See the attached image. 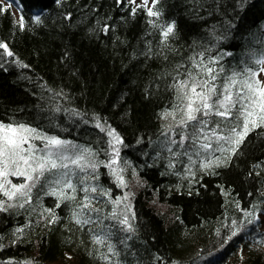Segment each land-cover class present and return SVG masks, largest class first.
<instances>
[{"label": "trees", "instance_id": "1", "mask_svg": "<svg viewBox=\"0 0 264 264\" xmlns=\"http://www.w3.org/2000/svg\"><path fill=\"white\" fill-rule=\"evenodd\" d=\"M9 1L15 10L0 0V43L12 52L0 48V121L23 122L91 148L98 164L93 185L110 195L116 187L104 164L107 130L113 131L133 185V231L103 220L112 211L110 200H93L100 212L90 215L103 225H77L75 202L57 208L58 197L41 183L23 208L0 211V264H110L101 259L107 248L94 245L89 231L109 226L120 253L111 261L119 264H264V226L247 214L264 212V128L250 132L231 159L204 169L206 160L224 161L230 153L210 150L195 164L185 163L174 157V144L164 142L161 118L176 102L171 85L177 73L184 78L188 70L199 71L193 59L217 72L223 67L220 83L248 65L258 69L264 0H152L148 6ZM149 8L160 15L149 16ZM167 24L174 25V35L164 47L161 28ZM212 59L218 63L208 64ZM90 180L78 188L91 187ZM83 195L78 190L77 200Z\"/></svg>", "mask_w": 264, "mask_h": 264}, {"label": "snow or ice", "instance_id": "2", "mask_svg": "<svg viewBox=\"0 0 264 264\" xmlns=\"http://www.w3.org/2000/svg\"><path fill=\"white\" fill-rule=\"evenodd\" d=\"M56 2L59 3V0ZM155 3L157 0H153L154 5ZM144 4H147V0H144ZM148 15L159 16L160 13L149 8ZM35 21L39 23L40 17L36 16ZM150 23L154 22L150 21ZM19 26L24 27L23 17L19 21ZM173 35V24H167L161 28L163 38L161 43L164 47L168 46L167 41ZM0 48L4 49L9 56L12 55L5 43H0ZM199 55L203 56V53ZM255 62L262 66L259 72H264V52H261L260 58ZM215 63H218L216 59L208 61V64ZM192 67L199 71L188 70L184 78H180L179 73L174 77L175 82L171 88L176 93V102L172 104L171 110H165L161 114V118L167 120L171 117L175 122L174 126L181 129L178 133L179 141L172 140L171 143H178L181 148H184L183 154L188 156L191 163H196L192 156H199L201 152L211 150L230 153L224 161L220 158L206 160L201 167L207 169L213 164L219 165L231 159V155L237 153L250 132L257 128H264V80L257 78L258 72L246 67L241 72L234 71L231 75L224 77L223 83L217 85L215 81L224 71L223 67L217 72L214 68L207 67L203 60L194 59ZM213 116L221 119L218 121L210 119ZM210 124L214 126L209 127ZM97 127L101 125L97 124ZM172 127L173 125H170L169 130ZM188 129L191 130L188 131ZM102 130L106 129L102 128ZM107 134L117 143L120 142L119 137L115 136L113 131L107 130ZM35 141H40L42 147H38ZM185 141H190V143L186 146ZM213 142L216 148L212 147ZM168 150L171 152L170 148ZM174 155H180V153H174ZM94 156L95 153L89 147L61 139L57 135H48L26 123L0 121V195L6 197L7 201H22L18 206L23 208L31 201L32 189L37 184L43 183L49 188L48 194L58 197L57 208L64 201L75 202L79 211L73 209L72 218L77 225H96L97 223L103 225V220H115L124 226L122 230L133 231L129 217L116 208L103 220L99 216L93 219L90 215L92 212H100L99 208L92 207L95 197L90 193H98L100 196L109 194L105 190H98V186L78 188L80 185H86L89 180L90 174L87 170L91 169L94 173L97 169L98 164ZM118 156L119 152L115 151V157ZM115 157L104 166L110 168V174L115 177L118 186L126 187L124 177L121 175L123 169L112 167L117 163ZM9 177H23L24 182L13 183ZM91 178H98V176ZM78 190L84 193L80 200H77L76 196ZM127 198V195L123 197L124 200ZM121 202V198L113 201L117 206ZM5 203V200H0V211L17 206L7 204L6 208ZM46 211L55 218L53 209ZM121 216L123 218H120ZM252 222V220L248 221L249 224ZM16 231L21 232L22 230L17 229ZM89 231L92 233L91 238L94 245L107 248V253H101V259L109 261L110 264H119L118 261H111V257H118L120 253L116 250L115 244L110 242L114 235L110 226L107 230L102 228L99 232L93 229ZM236 234V232L232 233L233 236Z\"/></svg>", "mask_w": 264, "mask_h": 264}, {"label": "rangeland", "instance_id": "3", "mask_svg": "<svg viewBox=\"0 0 264 264\" xmlns=\"http://www.w3.org/2000/svg\"><path fill=\"white\" fill-rule=\"evenodd\" d=\"M5 4H9L10 6L13 7V9L15 10V5L13 4V2L9 1V0H2ZM131 1V0H130ZM152 0H147V6L150 4ZM133 5H138V4H144V0H134V2H132ZM260 58V55L259 57ZM257 58V59H258ZM260 67H262L261 65H259L258 69L257 70H253V68L251 67V65H248V68H251L253 71H256L258 72V76L257 78L258 79H261V80H264V72H259V69ZM218 81V79H217ZM219 82V81H218ZM216 83V81H215ZM217 85H220L222 83H216ZM210 119H214V116L211 117ZM174 121L172 120L171 117H169L167 120L164 119V125H163V134H164V142H167V143H171L172 140H177L179 141L180 137L178 135V133L181 132V129L178 128V127H175L174 126ZM170 125H173V127L171 128V130H169V126ZM214 125H209V127H213ZM191 129H188V131H190ZM115 134V133H114ZM226 134V133H224ZM109 136V135H108ZM115 136H117L115 134ZM118 137V136H117ZM110 138V144H109V158H108V161L105 163L107 164L109 162V160L113 157H115V151H118L119 152V143L116 142L115 139H113V137L109 136ZM65 140H68V139H65ZM71 141V140H69ZM120 141V139H119ZM35 143L37 144L38 147H42V145L40 144V141H35ZM190 141H185V145L187 146V144H189ZM213 145H216L215 142H213ZM214 147V146H213ZM171 149L175 148L177 150L176 153H180V155H177L174 156V157H177L178 159L179 158H183L184 160H186L185 163H189V158L188 156H184V151L185 149L184 148H181L179 146V144H174L173 146L170 147ZM184 150V151H183ZM181 156V157H180ZM198 156H195L194 158V155L192 156V159H196ZM116 160H117V163L115 165H112V167H115L117 169H123V171L121 172V175L124 177V180H125V184H126V187H121V186H118V182L116 181L115 177L112 176L110 174V168L109 167H106L107 169V172L109 174V177L112 181H114V184H115V187H116V192L114 193V195H110L108 194V198L107 196H102V198L96 200L94 199V202L95 201H102V200H110V207L111 209L113 210L114 208H116L119 212H122V213H125L127 216H129L130 214V211L132 209V206H131V194H132V188H133V185L131 183H129L131 177L130 175L127 174V168L125 167V165L119 160V157H115ZM191 163V162H190ZM88 173L90 174V177H93V172L91 169L87 170ZM96 171V170H95ZM95 173V172H94ZM82 176L84 174H81ZM9 179L13 182V183H21V182H24V178L23 177H9ZM91 187H95L93 185V183L95 182V179L94 178H91ZM131 186V187H130ZM264 188V186H263ZM45 189H46V192L49 191V188L47 186H45ZM264 191V190H263ZM109 193V191H107ZM95 194L96 193H91L90 195L94 196L95 197ZM98 194V193H97ZM127 195V200H124L123 197ZM112 197H113V200H112ZM117 198H121L122 202L120 205H115L113 203V201ZM0 200H5L6 203H5V207L7 208V204H15L17 206H15L16 208L19 207L18 204L22 201H7V198L6 197H3L2 195H0ZM93 204V203H92ZM125 205H127V208H125ZM13 208V207H11ZM10 209V208H8ZM250 213V217L254 220L255 224L257 225L258 228H262V226H264V212H259V211H247V214ZM120 218H123L122 216Z\"/></svg>", "mask_w": 264, "mask_h": 264}]
</instances>
